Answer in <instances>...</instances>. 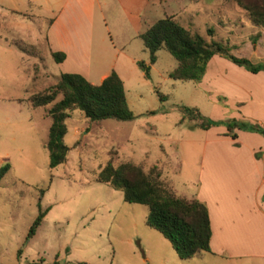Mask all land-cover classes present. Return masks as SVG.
<instances>
[{"label":"rangeland","instance_id":"1","mask_svg":"<svg viewBox=\"0 0 264 264\" xmlns=\"http://www.w3.org/2000/svg\"><path fill=\"white\" fill-rule=\"evenodd\" d=\"M222 13L218 0H0V147L9 151V168L0 177V264H213L205 253L179 257L145 223V204L123 200L119 189L94 180V173L108 158L143 170L153 165L175 193L194 196L203 129L188 127L197 119L182 107L225 129L236 109L212 107L221 100L198 81L170 77L176 61L164 48L149 62L139 33L171 14L206 38V27L218 32ZM56 14L71 43L49 31L48 19ZM59 47L67 52L55 60L50 51ZM137 61L148 65L146 76ZM110 70L122 81L132 117L93 121L68 110L65 160L49 168L43 142L50 103L31 107L25 97L64 71L96 83ZM37 202L45 211L25 238Z\"/></svg>","mask_w":264,"mask_h":264},{"label":"trees","instance_id":"2","mask_svg":"<svg viewBox=\"0 0 264 264\" xmlns=\"http://www.w3.org/2000/svg\"><path fill=\"white\" fill-rule=\"evenodd\" d=\"M232 1L243 10L252 24L264 27V0ZM206 34L208 36L212 34L211 27H206ZM139 36L143 46L148 50L149 62L154 61V51L157 48H164L174 57L176 63L168 71V75L172 78L198 81L207 60L213 54L222 55L250 70L262 66L252 64L246 57L232 54L228 45L220 39L211 37L206 39L198 32L184 27L171 14L153 21L139 33ZM17 46L21 49L24 47L20 43H17ZM50 55L55 60L64 57V53L60 50H51ZM137 64L146 76L148 65L143 61H137ZM57 94L60 96L55 99ZM158 97L161 98L162 94L158 93ZM26 99L33 107L50 103L46 106L50 122L44 142L49 168L65 160L67 146L63 142V134L66 130L64 119L68 115V110L76 108L93 121L103 118L125 120L133 115L125 100L122 81L114 70H110L97 83L88 81L78 72L64 71L59 73L54 82L29 93ZM182 110L184 115L197 119L189 127L204 129L214 124V121L202 117L191 107L183 106ZM225 125L227 128L225 134L231 137H235L232 127L264 133L260 125L234 117L227 120ZM8 168L7 161L0 164V177ZM94 180L119 189L125 201L145 204L147 206L145 223L158 230L179 257L188 258L209 250V218L204 202L194 196L187 197L175 193L159 177V172L153 165L143 170L131 161L112 164L111 159L108 158L95 171ZM41 191L40 188L39 192ZM44 211L37 202V211L27 228L25 238L34 232ZM19 252L20 247L17 248V253Z\"/></svg>","mask_w":264,"mask_h":264},{"label":"crops","instance_id":"3","mask_svg":"<svg viewBox=\"0 0 264 264\" xmlns=\"http://www.w3.org/2000/svg\"><path fill=\"white\" fill-rule=\"evenodd\" d=\"M218 2L224 12L218 18L220 27L218 32L212 28V34L206 39H220L232 54L262 66L250 70L213 54L205 64L198 85L221 100H213L212 107L228 110V104L236 109L230 112L234 118L256 123L264 129V27L252 24L244 12L235 13V6L228 0ZM72 6L69 3V8ZM63 24L56 14L50 18L49 31L53 37L63 35L65 42L71 43V36L64 35L69 34V28ZM59 48L54 50L62 51L65 57L67 50ZM107 73L101 72L99 81ZM3 104L5 101H0V109ZM225 130L210 125L203 129L199 141L193 194L207 208L210 235L209 250L194 256L205 253L213 264H264V133L236 128L235 137H231ZM7 158L9 151L0 147V164Z\"/></svg>","mask_w":264,"mask_h":264}]
</instances>
